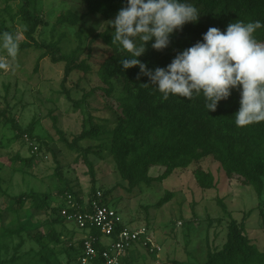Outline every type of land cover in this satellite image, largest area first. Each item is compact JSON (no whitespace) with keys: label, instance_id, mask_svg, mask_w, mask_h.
<instances>
[{"label":"trees","instance_id":"16d2710c","mask_svg":"<svg viewBox=\"0 0 264 264\" xmlns=\"http://www.w3.org/2000/svg\"><path fill=\"white\" fill-rule=\"evenodd\" d=\"M40 1L23 0L16 9L23 22L22 32L27 39L18 45L17 52L36 47L45 50L43 56L50 58L52 63H65L62 87L67 98L72 100L66 89L67 80L76 71L89 72L92 69L87 60L79 61L78 57L85 31L80 29L77 32L80 46L70 54L62 53L60 41L49 43L37 41L35 35L46 24L39 14ZM76 1L85 8V14L79 15L73 11L61 12L57 17L56 25L76 28L85 18L96 16L107 21L114 20L118 11L126 5V0ZM190 2L194 3L201 13L199 22L186 24L181 31L175 32L170 37V45L163 51L153 50L149 43L146 52L139 58L148 69L166 68L178 53L202 41L203 34L209 28L225 31L229 23L237 20L246 23L259 20L264 23V0H190ZM4 3L6 10L13 11L18 0H4ZM113 31L114 29L109 26L104 32L93 36L90 43L94 44L100 40L106 47L108 56L98 65L97 76L103 85L99 90L105 97L112 98L120 89L116 97L117 107L114 110L116 119L110 121L95 118L83 107L89 96L84 95L82 100H72L74 107L82 109L85 115L83 131L71 143L66 138L62 139L71 151L79 153L78 161L82 160L88 168L91 177V191L87 195L89 203L98 191L94 165L89 156L97 155L99 151L104 150L114 162L116 172L127 182L129 191L142 184L162 183L176 170L188 169L194 163L213 157L221 164L227 178H240L243 184L254 189L260 204H264V121L246 127L236 126L234 116L240 107L239 90H233L227 100L219 102L215 112L207 111L202 96L194 97L190 101L186 98L178 99L170 96L165 101L154 86H145L150 84V81L148 77L140 74L138 67L126 71L122 68L120 60L129 54L120 51L119 46L112 43ZM255 35L258 40L264 41V28L257 30ZM12 36V28L5 20H1L0 40L8 37L14 42ZM2 119H5L6 123L11 121L17 130L15 121L8 119L4 112L0 113V121ZM21 135L17 134L15 139L20 138ZM89 140L96 142L97 145L82 148L81 142ZM35 158L36 155L29 159H20L17 154L13 161L23 160L27 165H31ZM154 167H163L164 173L159 177H151L149 172ZM55 175L62 183L57 188L55 200L49 193L41 195L35 191L13 197L3 189L4 179L0 175V197L9 199L8 202L6 201V209L14 211L13 205H18L19 209L29 208L33 210V217L43 215L46 218L44 221H39V228L48 226L47 232L39 231L32 236L30 235L32 226L28 221L20 223L21 230L4 229L0 235V264H55L53 257L57 249L60 250V254L67 257L68 264H81L83 240L76 242L74 241L76 235L66 234L68 218L62 214L64 199L68 193L74 194L78 202H81V198L73 181L67 180L59 171H56ZM194 178L202 189H213L216 186L213 174L201 168L195 170ZM107 195L108 193L103 195L106 205L109 202ZM173 197V193L167 192L158 202L157 207L164 206ZM222 207L227 211L226 205L222 204ZM261 215L264 216L263 211ZM2 220L3 212L0 210V222ZM118 227L122 228V225ZM227 227L226 242L221 248L209 247L207 261L204 264H264V251L248 236L245 223L233 218ZM74 232H77L76 228ZM24 233L29 234V238L38 245L39 249L33 248L21 255L19 250L25 243ZM91 233L100 237L96 229ZM3 237L20 238V243L12 248L14 253L11 257L7 256L11 247L2 243ZM171 264L187 263L173 260Z\"/></svg>","mask_w":264,"mask_h":264},{"label":"rangeland","instance_id":"374dc122","mask_svg":"<svg viewBox=\"0 0 264 264\" xmlns=\"http://www.w3.org/2000/svg\"><path fill=\"white\" fill-rule=\"evenodd\" d=\"M22 3L23 0H18L15 10L9 11L4 0H0V21L5 20L12 28L14 39V42L8 37L0 40V64L5 65L0 67V113L4 112L8 119L14 120L17 127L16 130L11 121H0L2 187L13 197L35 191L41 195L49 193L55 200L57 188L62 184L55 175L59 171L67 180L73 181L78 196L87 199L91 191L88 168L82 160L78 161L79 153L71 151L63 140L66 138L71 143L83 131L85 115L82 109L74 107L73 101L82 100L84 95L89 96L83 107L95 118L116 119L114 110L120 89L112 98L105 97L99 90L103 85L97 76L98 65L108 56L106 47L100 40L90 43L93 36L109 27L110 20L87 17L80 26L69 28L56 25V21L64 11L85 14V8L76 0H41L38 5L39 14L46 24L35 35L37 41H60L62 53L70 54L80 46L77 32L80 29L85 31L78 57L79 61L87 60L92 69L89 72L76 71L67 80L66 89L72 101L62 87L65 63H52L50 58L43 56L46 51L36 47L17 52L18 45L27 40L22 32L21 16L16 10ZM9 48L14 49V54H9ZM17 134L22 135L15 139ZM80 145L88 148L97 144L89 140L82 141ZM98 153L89 156L96 173L97 189L108 193V205L116 210L123 224L130 228L146 225L161 247L158 258L145 252L150 259L148 264L154 257V264H171L173 260L204 264L208 248H221L226 242L227 226L233 218L245 223L248 236L264 251V216L261 215L264 204H260L254 189L243 184L240 178H227L221 164L213 157L194 163L188 169L176 170L162 183L142 184L129 191L127 182L116 172L108 152L101 150ZM17 154L20 159H29L33 155L36 158L31 165H27L23 160L13 161ZM199 168L213 174L216 181L213 189L205 190L197 184L194 172ZM164 170L163 167H154L149 175L159 177ZM167 192L173 193L174 197L158 208V202ZM6 201H9L7 197H0V210L3 212L0 235L6 228L21 230L20 223L24 221L32 226L31 236L39 231H48V226L39 228V221L46 219L43 215L33 217V210L19 209L18 205H13L14 211H9ZM222 204L226 205L227 211L223 210ZM66 226V234L76 235L74 241L82 239L84 233L78 229L74 232L75 223L67 222ZM23 236L25 243L19 250L21 255L33 248L39 249L29 234L24 233ZM1 241L10 245L7 256L11 257L14 253L12 248L20 243V238L3 237ZM135 248H140V245L136 244L130 251ZM138 250L144 251L142 248ZM56 252L54 263L68 264L67 257L60 254L59 249ZM132 261V264H143V261Z\"/></svg>","mask_w":264,"mask_h":264},{"label":"clouds","instance_id":"9594fccd","mask_svg":"<svg viewBox=\"0 0 264 264\" xmlns=\"http://www.w3.org/2000/svg\"><path fill=\"white\" fill-rule=\"evenodd\" d=\"M200 11L190 0H126V5L108 21L112 43L129 55L120 60L122 68L138 67L150 84L162 94L192 100L202 96L208 112L239 90L235 124L246 127L264 121V41L255 33L264 28L259 20L229 23L225 31L209 28L202 41L178 53L166 68L150 70L139 59L146 47L163 51L170 37L186 24H196ZM14 54V49H8ZM0 67L5 65L0 64Z\"/></svg>","mask_w":264,"mask_h":264},{"label":"built area","instance_id":"2783aa9c","mask_svg":"<svg viewBox=\"0 0 264 264\" xmlns=\"http://www.w3.org/2000/svg\"><path fill=\"white\" fill-rule=\"evenodd\" d=\"M103 195L98 190L90 203L88 198L83 197L78 202L77 197L71 193L64 199L62 214L68 218L67 222L75 223L76 229L84 233L81 237L83 243L80 263L123 264L122 260H125L136 244L158 258L161 247L151 229L146 225L130 228L123 224L116 210L104 204ZM93 229L99 232L100 237L91 233Z\"/></svg>","mask_w":264,"mask_h":264},{"label":"crops","instance_id":"0c3cea01","mask_svg":"<svg viewBox=\"0 0 264 264\" xmlns=\"http://www.w3.org/2000/svg\"><path fill=\"white\" fill-rule=\"evenodd\" d=\"M144 252H140L141 249ZM137 249V250H136ZM145 252H147L142 246H140V248H135V250L129 251L127 256L125 257V262L124 264H132L134 263V261H143V264H148V260H150L146 255ZM133 253H136V255H133ZM135 256V257H134ZM156 262V258L154 257L153 259H151L149 264H154Z\"/></svg>","mask_w":264,"mask_h":264}]
</instances>
